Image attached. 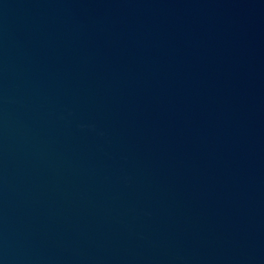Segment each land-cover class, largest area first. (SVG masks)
<instances>
[{
    "label": "water",
    "instance_id": "95a60500",
    "mask_svg": "<svg viewBox=\"0 0 264 264\" xmlns=\"http://www.w3.org/2000/svg\"><path fill=\"white\" fill-rule=\"evenodd\" d=\"M0 264H264V0H0Z\"/></svg>",
    "mask_w": 264,
    "mask_h": 264
}]
</instances>
